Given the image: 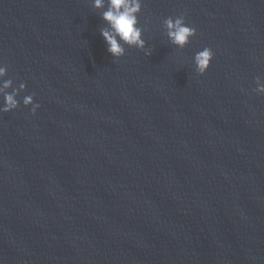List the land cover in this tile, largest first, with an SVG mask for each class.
Listing matches in <instances>:
<instances>
[{"label":"water","instance_id":"1","mask_svg":"<svg viewBox=\"0 0 264 264\" xmlns=\"http://www.w3.org/2000/svg\"><path fill=\"white\" fill-rule=\"evenodd\" d=\"M142 2L114 60L90 0H0V264H264V0Z\"/></svg>","mask_w":264,"mask_h":264},{"label":"clouds","instance_id":"2","mask_svg":"<svg viewBox=\"0 0 264 264\" xmlns=\"http://www.w3.org/2000/svg\"><path fill=\"white\" fill-rule=\"evenodd\" d=\"M91 7L99 12L104 26L99 29L100 35L105 41L107 52L119 60L126 53V48H135L150 57L153 50L146 46L143 38L145 29L140 26L138 17L141 14L142 0H90ZM163 27L167 40L176 48L183 49L196 36V29L186 23L185 14L177 17H168L163 21ZM213 51L205 47L194 56V66L197 74L203 76L211 66ZM8 69L0 64V114H8L20 107L18 99L22 92L26 91V84L20 83L18 88L13 80L7 78ZM256 87L253 92L264 96V79L255 78ZM23 106H31V113L35 115L40 105L34 103L33 95H26L22 99Z\"/></svg>","mask_w":264,"mask_h":264}]
</instances>
